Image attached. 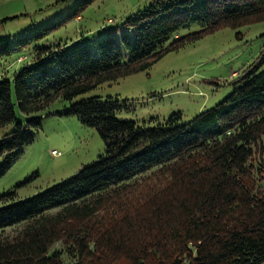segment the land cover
I'll return each instance as SVG.
<instances>
[{"label": "trees", "instance_id": "obj_1", "mask_svg": "<svg viewBox=\"0 0 264 264\" xmlns=\"http://www.w3.org/2000/svg\"><path fill=\"white\" fill-rule=\"evenodd\" d=\"M93 1L0 42V174L54 105L104 143L71 177L0 207V264H264V46L224 100L181 124L142 127L85 96L208 33L264 21V0H156L89 41H47ZM189 24L199 29L179 36Z\"/></svg>", "mask_w": 264, "mask_h": 264}, {"label": "rangeland", "instance_id": "obj_2", "mask_svg": "<svg viewBox=\"0 0 264 264\" xmlns=\"http://www.w3.org/2000/svg\"><path fill=\"white\" fill-rule=\"evenodd\" d=\"M78 1L0 0V42L8 40L12 46L36 29L51 26L70 15ZM152 1L156 0H94L78 18L51 30L46 39L67 42L69 46L89 41L101 35L104 23L105 30L114 29ZM198 29L197 24H189L178 35ZM263 46L264 21L222 28L166 53L146 70L104 83L85 96L116 101V116L142 127L181 124L224 100L233 91L230 82L236 71L252 62ZM90 47L96 50L93 43ZM24 53L23 49L14 52L12 58L20 57L11 66L7 63L9 70ZM63 111L61 105L52 106L50 113L44 111L40 127L33 130L32 142L0 174V196L12 192L11 199L0 198V207L29 199L61 183L103 153L104 143L97 130ZM51 149H56V156ZM3 161L4 156H0V165Z\"/></svg>", "mask_w": 264, "mask_h": 264}, {"label": "built area", "instance_id": "obj_3", "mask_svg": "<svg viewBox=\"0 0 264 264\" xmlns=\"http://www.w3.org/2000/svg\"><path fill=\"white\" fill-rule=\"evenodd\" d=\"M52 151H53V152H52ZM51 152H52V153H51ZM51 152H50V153H51L52 155H55V156H56V154H57L56 149H51Z\"/></svg>", "mask_w": 264, "mask_h": 264}]
</instances>
